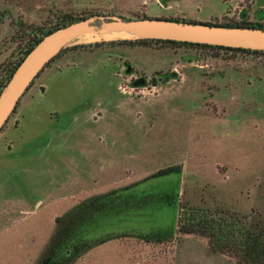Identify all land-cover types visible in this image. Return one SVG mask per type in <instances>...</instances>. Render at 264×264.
Returning <instances> with one entry per match:
<instances>
[{"label": "rangeland", "instance_id": "obj_1", "mask_svg": "<svg viewBox=\"0 0 264 264\" xmlns=\"http://www.w3.org/2000/svg\"><path fill=\"white\" fill-rule=\"evenodd\" d=\"M80 12L264 24V0H0V78L25 31ZM86 38L0 131V264H253L205 224L264 238V55Z\"/></svg>", "mask_w": 264, "mask_h": 264}, {"label": "water", "instance_id": "obj_2", "mask_svg": "<svg viewBox=\"0 0 264 264\" xmlns=\"http://www.w3.org/2000/svg\"><path fill=\"white\" fill-rule=\"evenodd\" d=\"M114 32L137 39L175 40L264 51V28L93 14L45 34L23 58L0 92V131L32 82L62 50L86 35L95 37Z\"/></svg>", "mask_w": 264, "mask_h": 264}, {"label": "trees", "instance_id": "obj_3", "mask_svg": "<svg viewBox=\"0 0 264 264\" xmlns=\"http://www.w3.org/2000/svg\"><path fill=\"white\" fill-rule=\"evenodd\" d=\"M93 14H94L93 12L61 13V14L55 15L52 18V20H50L47 24H44L43 26H37V27L34 26L33 28H29L27 31H25L24 33L25 36L22 39L23 44H21L20 56L17 57L16 60L12 64H7L5 73L3 77L0 78V92L5 86V84L8 82V80L10 79L11 75L13 74L17 66L23 60V58L28 54V52L38 43V41L45 34H48L60 27L66 26L74 21H78L80 19L89 17ZM242 15L244 17L246 15L245 12H243ZM170 19L184 20V19H177V18H170ZM208 23L215 24V25H224V26L264 28V24H261V23L254 24V23H248L245 21L220 22V23L219 22H208ZM150 42H160V43H168L172 45H184V46H191V47L211 49V50H222V51H232V52L264 55L263 50L234 48V47L218 46V45H211V44H204V43L181 42V41H175V40H161V39L128 40V39H125V40L120 41L119 43L146 44ZM110 43H115V41H112ZM99 44L100 43H96L95 45H99ZM90 45L91 44L73 45L72 49L86 48V47H89ZM65 49L62 50V52H60V54H58L55 58L59 57L65 51ZM50 63L47 64V66H49ZM186 212L187 211L182 205V202L180 200L178 218H177V227H176L177 233L178 232L185 233V234L193 233L194 229L197 226H200V224H195L194 222H192L193 219L191 220L190 217L185 216ZM205 226L206 228H210L212 230L210 239L213 242L214 248L219 249V250L234 249L240 253L242 260L245 262H250L253 264H263L264 263V238L259 233L252 232L247 228L238 230L235 224H233L232 222L228 221L227 219L223 217L217 218V216H215V218L213 217L212 220H210L209 222L206 220Z\"/></svg>", "mask_w": 264, "mask_h": 264}, {"label": "bare ground", "instance_id": "obj_4", "mask_svg": "<svg viewBox=\"0 0 264 264\" xmlns=\"http://www.w3.org/2000/svg\"><path fill=\"white\" fill-rule=\"evenodd\" d=\"M105 38H110V39H118V38H124V37H127L129 35L127 34H124L122 32H114V33H111V34H107V35H103ZM102 36H91V35H88L86 39H93V38H100ZM97 40V39H96Z\"/></svg>", "mask_w": 264, "mask_h": 264}]
</instances>
